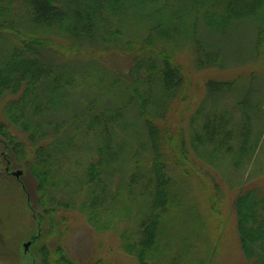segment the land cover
<instances>
[{
	"label": "trees",
	"instance_id": "obj_1",
	"mask_svg": "<svg viewBox=\"0 0 264 264\" xmlns=\"http://www.w3.org/2000/svg\"><path fill=\"white\" fill-rule=\"evenodd\" d=\"M263 103L264 0H0V142L34 181L30 264H84L69 211L137 264H209L196 240L223 185L243 264H264Z\"/></svg>",
	"mask_w": 264,
	"mask_h": 264
},
{
	"label": "rangeland",
	"instance_id": "obj_2",
	"mask_svg": "<svg viewBox=\"0 0 264 264\" xmlns=\"http://www.w3.org/2000/svg\"><path fill=\"white\" fill-rule=\"evenodd\" d=\"M235 43L241 44L240 40ZM103 58H106L104 62L109 66L111 63L115 65L119 63L111 54L103 55ZM107 58H109L108 61ZM89 76L92 81H95L97 76L104 77L98 69H96V75L95 72H89ZM89 87L92 88V85L89 84ZM86 92L89 90H83L82 93L74 92L71 106L74 107L77 102L81 105ZM99 102L103 105L107 102L103 93ZM3 150L0 142V264H30L34 258L29 254L31 241L28 238L35 231V222L24 204L20 185L30 190L31 196L34 197L31 190L34 187V181L24 165H10ZM16 169L22 171L17 177L10 173ZM13 189L14 193L11 192ZM223 189L227 191L228 199L222 203L223 209L219 214L210 216L209 222L204 217V227L196 240L197 253L209 264H243L233 230L231 199L235 189L226 185H223ZM199 214L205 216L203 211ZM65 219L70 227V234L68 229L64 246L76 261L87 264L96 257H102L106 264H137L132 256L120 249L118 237L114 231L96 232L87 224L85 217L75 211H69ZM26 241H29V244L24 249L23 243Z\"/></svg>",
	"mask_w": 264,
	"mask_h": 264
},
{
	"label": "water",
	"instance_id": "obj_3",
	"mask_svg": "<svg viewBox=\"0 0 264 264\" xmlns=\"http://www.w3.org/2000/svg\"><path fill=\"white\" fill-rule=\"evenodd\" d=\"M6 169H7V167H6ZM10 173H12L14 176L17 177V176H19L22 173V171H21V169H16V170L11 171ZM28 244H29V241H26V242L23 243L24 249H26Z\"/></svg>",
	"mask_w": 264,
	"mask_h": 264
}]
</instances>
